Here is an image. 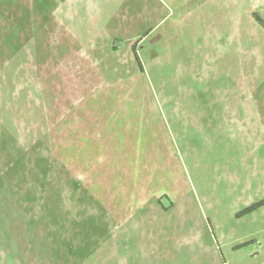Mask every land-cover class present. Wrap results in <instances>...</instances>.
I'll use <instances>...</instances> for the list:
<instances>
[{
	"label": "rangeland",
	"instance_id": "rangeland-1",
	"mask_svg": "<svg viewBox=\"0 0 264 264\" xmlns=\"http://www.w3.org/2000/svg\"><path fill=\"white\" fill-rule=\"evenodd\" d=\"M259 19L0 0V264H264Z\"/></svg>",
	"mask_w": 264,
	"mask_h": 264
},
{
	"label": "trees",
	"instance_id": "trees-1",
	"mask_svg": "<svg viewBox=\"0 0 264 264\" xmlns=\"http://www.w3.org/2000/svg\"><path fill=\"white\" fill-rule=\"evenodd\" d=\"M258 21L260 22V25H261L262 28L264 29V23H263V21L261 22V19H259ZM263 204H264V202L260 203L259 205H263ZM259 205H258V206H259Z\"/></svg>",
	"mask_w": 264,
	"mask_h": 264
},
{
	"label": "water",
	"instance_id": "water-1",
	"mask_svg": "<svg viewBox=\"0 0 264 264\" xmlns=\"http://www.w3.org/2000/svg\"><path fill=\"white\" fill-rule=\"evenodd\" d=\"M159 39V37H157L156 39H154V41H156V40H158Z\"/></svg>",
	"mask_w": 264,
	"mask_h": 264
}]
</instances>
